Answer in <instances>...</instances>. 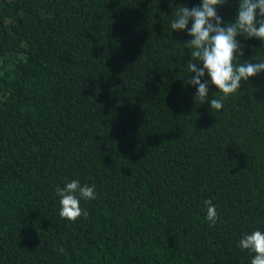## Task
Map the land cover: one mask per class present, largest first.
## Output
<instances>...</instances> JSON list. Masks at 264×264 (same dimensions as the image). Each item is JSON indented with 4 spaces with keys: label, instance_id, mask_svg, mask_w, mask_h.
<instances>
[{
    "label": "trees",
    "instance_id": "1",
    "mask_svg": "<svg viewBox=\"0 0 264 264\" xmlns=\"http://www.w3.org/2000/svg\"><path fill=\"white\" fill-rule=\"evenodd\" d=\"M201 3L0 0V264H251L239 241L264 232V72L220 111L206 73L195 103L192 37L170 24ZM239 3L217 8L226 24ZM237 40L240 62H264V42ZM74 180L96 199L73 223L56 189Z\"/></svg>",
    "mask_w": 264,
    "mask_h": 264
},
{
    "label": "clouds",
    "instance_id": "2",
    "mask_svg": "<svg viewBox=\"0 0 264 264\" xmlns=\"http://www.w3.org/2000/svg\"><path fill=\"white\" fill-rule=\"evenodd\" d=\"M228 0H202V3L192 7H177L175 19L170 27L174 32H187L192 37L184 43L191 50V61L187 67L191 73L187 80L197 89L193 100L202 105L208 103L209 81L202 78L207 73L210 83L219 91V98L210 101L211 110L220 111L224 101L235 95L241 89V82L264 72V62H240L243 50L237 37L257 38L264 42V0H240L238 15L232 23H225L217 14V8ZM257 11L261 19L257 20ZM192 22L191 28L188 27ZM202 64V67H198ZM60 199L59 215L70 221L87 216V211L80 207V200L96 199L95 186H81L79 181L68 182L63 188L56 189ZM207 208L206 219L210 226H215L219 219L216 207L211 200L204 201ZM239 247L254 254L251 264H264V232L255 230L246 234L240 241ZM63 251V249H61Z\"/></svg>",
    "mask_w": 264,
    "mask_h": 264
}]
</instances>
